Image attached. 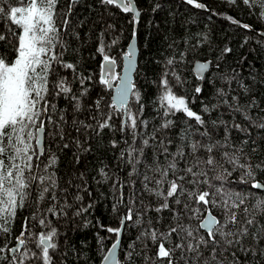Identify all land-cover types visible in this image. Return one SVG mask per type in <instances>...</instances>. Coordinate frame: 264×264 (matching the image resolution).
<instances>
[{
  "label": "trees",
  "instance_id": "obj_1",
  "mask_svg": "<svg viewBox=\"0 0 264 264\" xmlns=\"http://www.w3.org/2000/svg\"><path fill=\"white\" fill-rule=\"evenodd\" d=\"M135 2L140 11L137 30L140 55L128 108L138 113L133 132L124 124V113L112 108V91L101 83L105 61L98 49L103 45L105 54L117 63L120 74L134 34V16L102 0L78 3L58 0L55 13L60 32L54 52L59 62H52L48 76L50 110L42 117L45 147L37 161L42 174L45 165L56 157V163L48 169L55 176L56 199H51L50 192L43 201L38 200L33 185L24 206L17 208L15 219L9 225L11 233H0V248L15 246L16 237L27 221L33 233L56 229L57 247L49 250L51 264H104L117 238L107 229L122 228L121 221L131 209L132 219L126 220L123 228L119 264H167L156 258L159 241L154 243L144 234L145 230L167 232L170 226L182 224L190 226L198 238L206 235L202 229L197 231L203 217L190 218L191 207L196 205L187 195L179 197V204L175 202L176 196L169 198L168 208L156 211L164 197L148 189H156V182L161 179L155 169L166 168L173 159L179 170L176 176H185L184 181L178 182L192 189L194 186L188 181L193 177L183 170L196 157L209 155L204 148L192 154L190 144L199 143L217 145L211 155L231 173L226 176L224 187L247 194L244 203L234 209L238 223L229 225L232 231L246 227L247 234L230 246L223 240L217 246H201L202 255L198 258L186 247L176 249L175 264H204L206 258L211 259L214 247L216 259L212 264H264V212L255 207L258 199H264V191L242 182L243 170L233 167L223 156L225 152L236 153L241 163L264 162V127H260L264 124V36L261 35L264 9L258 3L249 7L243 0H236L235 4L228 0H196L206 10L187 0ZM12 6L24 5L22 0H0V7ZM19 34L17 25L7 15L0 14V35L5 37L0 40V57L8 62L16 56ZM168 60L173 63L168 65ZM208 61L211 68L202 82L196 77L194 67L198 62ZM66 64L74 67L69 69ZM165 72L173 93L184 97L188 106L203 117V126L182 112L163 115L158 98ZM60 80L72 89L71 93L54 87ZM197 87L201 88L199 93L195 91ZM135 93L139 94V102ZM109 116L111 119H107ZM165 120L172 121L167 128L161 127ZM141 121H147V125ZM105 122L109 126L102 128ZM145 139L147 145L143 143ZM178 148L183 150L182 158L172 155ZM129 149H135L131 156ZM203 167L209 183L219 185L221 181L215 179L217 170ZM255 172L256 180L264 182V171ZM145 176L149 179L145 180ZM176 176L169 170V180ZM167 188L166 182L159 185L165 194ZM199 189L214 190L203 183ZM185 203L191 207L185 208ZM53 205L58 215L47 211ZM212 211L215 215L221 214L220 208ZM41 216L47 218V227L39 225ZM249 219L253 220L252 224H247ZM25 238L27 249L40 255L33 242L35 238ZM189 240L192 237L184 232L173 233L165 241V247H174L182 241L187 245ZM4 256L8 259H0V264H10L12 258L7 251L0 253V257ZM25 264H43V261L33 258Z\"/></svg>",
  "mask_w": 264,
  "mask_h": 264
},
{
  "label": "snow or ice",
  "instance_id": "obj_2",
  "mask_svg": "<svg viewBox=\"0 0 264 264\" xmlns=\"http://www.w3.org/2000/svg\"><path fill=\"white\" fill-rule=\"evenodd\" d=\"M74 3L75 0H72ZM189 4H194L197 8H204L201 3H197L196 0H187ZM229 3L235 4L236 0H228ZM24 6H12L8 9L0 7V14L7 15L9 20L17 25L20 29L18 35V45L15 46L16 56L14 60L8 62L5 58L0 57V233H11L9 225L15 219L17 208L24 206L25 200L31 194L33 185L36 186L38 192V200L43 201L45 195L52 193L51 199L55 200L54 189L56 187V180L54 173H49L48 169L56 163V157L53 156L51 160L45 165L44 169L40 170V165L37 163L40 156L44 154L43 135L45 131V121L42 118L49 112V100L47 99L48 88V76L51 72L52 62H59V57L55 54L54 48L59 42L60 29L56 26V13L55 7L58 0H22ZM102 3L106 5H114L124 12H131L134 17L139 16V11L134 5V0H102ZM245 5L252 7L253 3H258L259 7L264 9V0H243ZM264 16V12H261ZM236 23V21H233ZM63 23L66 25L67 20ZM244 27H248L244 25ZM5 37L0 35V40ZM98 51L103 55V59L106 65H114L115 60L111 59L105 54V49L101 45ZM226 51H228L226 49ZM127 59L129 67L134 62V49H129L127 53ZM168 65L173 63L172 60H168ZM65 67L72 69V64H66ZM208 68V64H200L198 66L199 72L202 77V73ZM109 79L101 78V83L112 87L111 83V69H108ZM119 79V77H117ZM179 77H177V80ZM160 86L162 89L159 96V107L163 109V115L165 117L169 115H175L182 112L189 119H194L197 124L203 126L205 121L203 117L197 112L193 111L184 97L177 96L172 91V86L168 80V73L165 72L160 80ZM54 87L59 88L63 93H71L72 89L66 86L63 80L54 84ZM118 97L112 104V108H119L124 111L126 117V125L135 132L137 127L138 113H133L126 107L128 100V86L122 84L117 89ZM197 93L201 91L200 87L195 89ZM222 94V93H221ZM136 100L139 102V94L135 93ZM72 99H76L75 96ZM54 109V106H53ZM142 110V108H141ZM205 111L208 109L205 108ZM62 119V117H61ZM107 119H111L109 116ZM51 122V117H49ZM145 126L147 121H141ZM171 120H165L161 127L167 128L171 125ZM105 122L101 124V127H108ZM239 128V125H235ZM260 127H264L261 124ZM152 139H155L153 136ZM145 145L148 144V140L143 141ZM221 147L227 146L220 145ZM67 147V145H65ZM191 152L194 155L200 148L209 153L206 158L196 157L191 166L186 167L183 171L189 174L193 179L188 183L194 187L192 189L185 188L178 181H184L185 176H176L178 170L177 161L175 159L168 162L166 168L157 167L155 171L159 172L161 179L158 180L157 188L148 191L154 192L157 196H163L164 202L160 205L156 211L168 208V199L176 196L175 202L180 203V196L187 195L188 200L194 201L196 207H191L185 203V208L191 207L193 216L190 218L203 217V221L198 225L197 231L203 229L206 233L205 236H194L193 230L190 226L177 225L170 226L167 232H158L155 229L145 230V235L149 236L151 240L158 243L156 258L161 261H166L167 264H175L173 259V253L176 249H184L185 247L189 252L196 253L198 258L202 253L200 252L201 246L207 248L210 244L217 246L221 240L227 245L233 243H239L238 237L247 234V228L236 229L232 231L229 229V225H236L237 212L234 209H238L247 198L245 192H236L224 187V181L226 176H230L231 173L227 169H224L222 164L211 155L214 148L217 145H201L199 143H191ZM135 149H129V155L131 156ZM167 150L165 149V152ZM174 157H183L184 153L182 148H178ZM228 163H231L233 167L242 169V182L250 184L251 188L264 191V182L257 181L255 176V170L264 171V162L258 164H252L250 161L241 163L240 157L236 153L229 154L223 153ZM209 166L213 170H217L215 179L221 181L219 185H212L207 179V171L203 167ZM195 169V170H194ZM169 170L172 171L175 179H168ZM103 173V170H101ZM106 175V174H105ZM204 177V179H200ZM149 178L145 176V180ZM167 183L168 188L166 194L159 190V185ZM203 183L213 191L199 189V185ZM147 188V185H145ZM218 197V199H217ZM203 205V209L199 207ZM211 206V208L209 207ZM256 209L260 212H264V199H258L255 205ZM213 208H220L221 214H213ZM86 210V209H85ZM52 215H58L55 205L47 209ZM245 212L248 210L245 209ZM79 214V213H77ZM132 212L129 209L128 214L121 221L123 225L124 220H131ZM39 225L43 227L48 226L47 218L41 216L38 221ZM253 220H247V224H252ZM226 229H229L226 231ZM108 232L113 233L117 238L112 245V249L105 257L106 260L115 257L116 249L119 246V235L122 228H108ZM180 232L186 233L187 237H192L193 243L189 240L187 245L183 241L176 244L174 247H165V241H168L173 233L180 234ZM57 232L55 228H50L47 232H40L39 234L31 232L27 221H25L23 230L20 235L16 237V247L0 248V253L7 251L13 255L10 264H25L28 259H40L43 264H51L50 249L57 247L54 238ZM35 238L33 242L40 250V255L36 252L27 249L28 240L25 237ZM232 237V239H229ZM130 255V254H129ZM0 259H8L7 256L0 257ZM216 259L215 247L213 248V255L211 259H205L204 264H212V261Z\"/></svg>",
  "mask_w": 264,
  "mask_h": 264
},
{
  "label": "water",
  "instance_id": "obj_3",
  "mask_svg": "<svg viewBox=\"0 0 264 264\" xmlns=\"http://www.w3.org/2000/svg\"><path fill=\"white\" fill-rule=\"evenodd\" d=\"M80 1H82V0H75L74 3H78ZM134 5H135L136 9L139 11L135 0H134ZM200 9L206 10L207 8L205 6L204 8H200ZM120 10L122 12H124L122 9H120ZM124 13H129V14H132L134 16V14L131 13V12H124ZM139 13H140V11H139ZM134 20H135L134 34H133V37H132V39H131V41H130V43L128 45V48H127V53H128L130 48L134 49V62L132 64V66L129 67L128 59H127V53L124 55L123 63H122V69H121L120 74L118 73V65H117L116 62H115L114 65H106L105 62L102 65V77L104 79H109L110 78L108 69L109 68L111 69V83H112V87L111 88L108 87V88L112 91V103H114L116 101V98L118 97L117 89L120 88L122 84H126L128 86L129 92H128V100H127V105H126L127 108H129V105H130V102L132 100V96H133V93H134L135 74H136L138 66H139V55H140L138 37H137V30H138V24H139V20H140V14H139L138 17H134ZM261 35L264 36V32H262ZM205 63L208 64V68L202 73V77L203 78H201V74L199 72L198 66L200 64H205ZM210 68H211V62L210 61H208V62H198L196 64V66L194 67V72H195L196 77L203 82L206 74H208V72L210 71ZM117 77H119V79H117ZM116 110L118 112H123L124 113V111L119 109V108H116ZM125 121H126V117L124 115V124H126ZM43 144H45V131H44V135H43ZM40 158H41V156H40ZM125 221L126 220H124V222H123L122 231L120 232V235H119L120 243H119V246L116 249L115 257L112 258V259H109V260L105 259L104 264H117L118 263V260H119V249H120V244H121V239H122V234H123V228H124V225H125ZM16 246L17 245H15L13 247H16ZM9 254H10V256L14 255V254H11V253H9Z\"/></svg>",
  "mask_w": 264,
  "mask_h": 264
},
{
  "label": "flooded vegetation",
  "instance_id": "obj_4",
  "mask_svg": "<svg viewBox=\"0 0 264 264\" xmlns=\"http://www.w3.org/2000/svg\"><path fill=\"white\" fill-rule=\"evenodd\" d=\"M14 245H16V240H15V244ZM10 248H12V247H10ZM35 251H39V250L37 249ZM14 255H17V254H14ZM9 256H10V254H9ZM10 257L12 258V256H10ZM117 264H119V262Z\"/></svg>",
  "mask_w": 264,
  "mask_h": 264
},
{
  "label": "rangeland",
  "instance_id": "obj_5",
  "mask_svg": "<svg viewBox=\"0 0 264 264\" xmlns=\"http://www.w3.org/2000/svg\"><path fill=\"white\" fill-rule=\"evenodd\" d=\"M44 147H45V144H44Z\"/></svg>",
  "mask_w": 264,
  "mask_h": 264
}]
</instances>
